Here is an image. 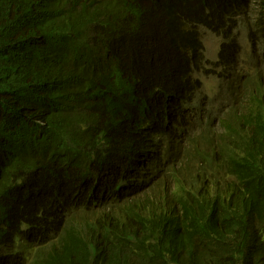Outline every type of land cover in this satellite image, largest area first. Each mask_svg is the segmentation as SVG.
<instances>
[{"label": "trees", "instance_id": "obj_1", "mask_svg": "<svg viewBox=\"0 0 264 264\" xmlns=\"http://www.w3.org/2000/svg\"><path fill=\"white\" fill-rule=\"evenodd\" d=\"M204 30L246 33L241 84L212 74ZM255 57L264 0H0V264H264ZM164 109L193 125L184 161L211 166L204 190L253 192L244 229L230 204L190 213L203 190L170 186L176 142L149 160L137 127Z\"/></svg>", "mask_w": 264, "mask_h": 264}, {"label": "clouds", "instance_id": "obj_2", "mask_svg": "<svg viewBox=\"0 0 264 264\" xmlns=\"http://www.w3.org/2000/svg\"><path fill=\"white\" fill-rule=\"evenodd\" d=\"M200 39L203 44L206 62L213 69L212 74L225 80L235 82L238 85L245 81L243 63L246 56L244 48L248 46L246 33H242L239 37L241 45L226 41L223 36H218L210 30H204ZM258 63L259 65H264L263 62H258V57H255L250 63V68L252 69L251 75L254 74ZM247 67H249V65ZM210 80H208V84ZM174 102L177 103V101ZM196 104L197 103L194 102L184 103V112L186 114H191V110L195 108ZM231 104L233 105L231 108H234V105H236L235 102H231ZM184 112L178 109H164L159 116H162L163 122H156L155 124H151L150 127H148L146 123H144L145 126L139 124L140 128L137 127V135L139 136L140 142H147L146 151L150 156L149 160H157L162 163L163 161L166 162L165 150L167 146L173 141L177 143L174 146V150H180L178 157L168 164L173 168H177L180 174L172 177L164 167H162V169L167 172L166 177L174 190L177 191L180 187L190 193L198 189L203 190L201 194L198 195L197 199L195 196L191 201V214L199 215L202 207L204 208L210 204H217L219 206L230 204L231 216H237L238 219H240V214L245 209H250L252 211L257 209L258 205L252 202V200L255 199V195L251 190L246 192L245 197L234 193H219L215 190H204L213 188H203L204 180L211 173V166L203 167L204 165H199L195 168H189L190 165L184 161L191 151L188 139L194 137L192 134L193 125L183 120ZM235 165L233 164L234 168L240 171L239 167ZM231 167L232 165L226 168L227 172H232ZM262 181L263 180H260L258 175L250 180L254 185ZM206 191H210L211 193H205ZM196 194H198V192ZM240 225L241 229H244L242 222Z\"/></svg>", "mask_w": 264, "mask_h": 264}]
</instances>
